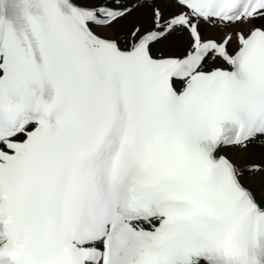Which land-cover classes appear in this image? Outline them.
Returning a JSON list of instances; mask_svg holds the SVG:
<instances>
[{
  "label": "snow or ice",
  "instance_id": "1",
  "mask_svg": "<svg viewBox=\"0 0 264 264\" xmlns=\"http://www.w3.org/2000/svg\"><path fill=\"white\" fill-rule=\"evenodd\" d=\"M0 264H264V0H0Z\"/></svg>",
  "mask_w": 264,
  "mask_h": 264
}]
</instances>
